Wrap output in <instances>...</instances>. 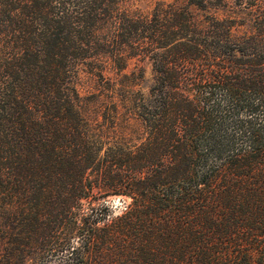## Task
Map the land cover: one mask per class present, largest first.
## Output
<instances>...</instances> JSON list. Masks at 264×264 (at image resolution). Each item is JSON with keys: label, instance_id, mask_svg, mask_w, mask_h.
<instances>
[{"label": "trees", "instance_id": "16d2710c", "mask_svg": "<svg viewBox=\"0 0 264 264\" xmlns=\"http://www.w3.org/2000/svg\"><path fill=\"white\" fill-rule=\"evenodd\" d=\"M154 1L0 0V264H264V0Z\"/></svg>", "mask_w": 264, "mask_h": 264}, {"label": "rangeland", "instance_id": "374dc122", "mask_svg": "<svg viewBox=\"0 0 264 264\" xmlns=\"http://www.w3.org/2000/svg\"><path fill=\"white\" fill-rule=\"evenodd\" d=\"M155 1L154 0H130L129 4H126V7L136 11H140L144 14L149 13L152 15V11L155 7ZM237 8H235L236 10ZM229 9L225 10L222 8H219L217 6H208L203 9H196L195 15L198 17L201 21L205 22L209 20L211 17H219L222 19L224 17V13L227 14V11ZM244 30L251 31V28H235L234 33L235 34H240ZM254 31V30H253ZM165 51L163 50H156V54L158 55V61L160 60V56L164 53ZM101 62H95V67L100 68L101 67ZM141 71L143 74V79L140 83V90L144 95H148V91L153 85V79H154V70L152 66V61L149 59H141V57L133 58L130 63L128 68L125 70L126 73H129L131 71ZM101 81L98 78H94V80H90L89 77L85 76L84 74L81 75V92L83 95H89V92L95 91L93 88H99V85H101ZM100 89V88H99ZM130 129H128L129 131ZM133 136L137 137L136 134L133 132ZM140 137V135H139ZM130 202L129 199L123 198V197H114V196H109L106 198L99 197L97 202L94 204L96 207L102 208L103 206H107L113 215H117L121 213V211L124 209L125 205H127ZM39 264H61L58 259L55 258H50V259H45Z\"/></svg>", "mask_w": 264, "mask_h": 264}]
</instances>
